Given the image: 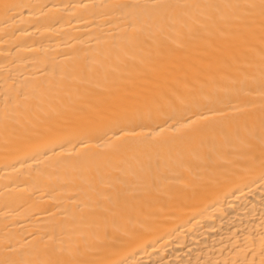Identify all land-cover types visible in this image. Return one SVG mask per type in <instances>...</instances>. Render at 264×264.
I'll return each instance as SVG.
<instances>
[{"label":"bare ground","instance_id":"1","mask_svg":"<svg viewBox=\"0 0 264 264\" xmlns=\"http://www.w3.org/2000/svg\"><path fill=\"white\" fill-rule=\"evenodd\" d=\"M0 264H264V0H0Z\"/></svg>","mask_w":264,"mask_h":264}]
</instances>
